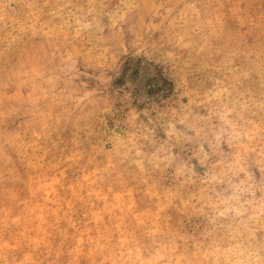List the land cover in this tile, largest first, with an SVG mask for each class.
I'll return each mask as SVG.
<instances>
[{"label": "rangeland", "instance_id": "obj_1", "mask_svg": "<svg viewBox=\"0 0 264 264\" xmlns=\"http://www.w3.org/2000/svg\"><path fill=\"white\" fill-rule=\"evenodd\" d=\"M0 264H264V0H0Z\"/></svg>", "mask_w": 264, "mask_h": 264}]
</instances>
